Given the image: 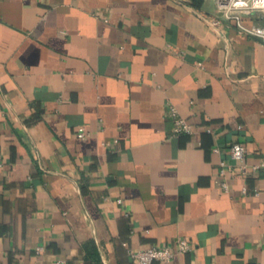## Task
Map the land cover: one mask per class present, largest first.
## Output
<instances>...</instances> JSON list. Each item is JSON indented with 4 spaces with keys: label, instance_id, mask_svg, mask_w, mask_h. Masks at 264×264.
<instances>
[{
    "label": "crops",
    "instance_id": "0c3cea01",
    "mask_svg": "<svg viewBox=\"0 0 264 264\" xmlns=\"http://www.w3.org/2000/svg\"><path fill=\"white\" fill-rule=\"evenodd\" d=\"M215 12L0 0V264H137L178 239L170 264H264V44Z\"/></svg>",
    "mask_w": 264,
    "mask_h": 264
},
{
    "label": "built area",
    "instance_id": "2783aa9c",
    "mask_svg": "<svg viewBox=\"0 0 264 264\" xmlns=\"http://www.w3.org/2000/svg\"><path fill=\"white\" fill-rule=\"evenodd\" d=\"M250 20L253 23L248 24ZM210 23L215 28L234 23L241 34L260 39L264 44V0H216V12L210 15ZM168 116L173 121V137L183 134H193L192 125L180 114L178 108L173 104H168ZM77 136L80 139H87L91 133L82 126L78 129ZM248 148L241 143H234L231 146V156L236 161L229 166V171L233 175H247L249 167L247 165ZM254 170H264V161L254 167ZM225 175V169L222 170ZM228 190V184H223ZM247 188L243 189V194H247ZM260 195V192H256ZM192 245L187 239H178L174 244L159 247L153 246L143 250H129L131 259L137 264H153L161 262L170 264L179 254L192 251ZM43 248L39 247L38 251ZM57 264H60L58 262Z\"/></svg>",
    "mask_w": 264,
    "mask_h": 264
},
{
    "label": "trees",
    "instance_id": "16d2710c",
    "mask_svg": "<svg viewBox=\"0 0 264 264\" xmlns=\"http://www.w3.org/2000/svg\"><path fill=\"white\" fill-rule=\"evenodd\" d=\"M203 0H192V5L198 7L201 6Z\"/></svg>",
    "mask_w": 264,
    "mask_h": 264
}]
</instances>
